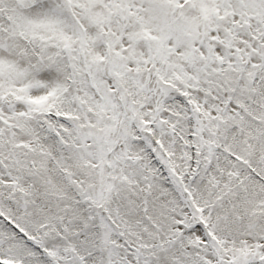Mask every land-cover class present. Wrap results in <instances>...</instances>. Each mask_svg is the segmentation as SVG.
Returning <instances> with one entry per match:
<instances>
[{"label": "snow or ice", "instance_id": "6c2138e0", "mask_svg": "<svg viewBox=\"0 0 264 264\" xmlns=\"http://www.w3.org/2000/svg\"><path fill=\"white\" fill-rule=\"evenodd\" d=\"M0 264H264V0H0Z\"/></svg>", "mask_w": 264, "mask_h": 264}]
</instances>
